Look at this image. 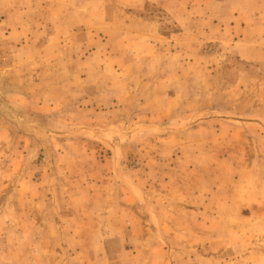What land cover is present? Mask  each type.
<instances>
[{
  "label": "rangeland",
  "instance_id": "rangeland-1",
  "mask_svg": "<svg viewBox=\"0 0 264 264\" xmlns=\"http://www.w3.org/2000/svg\"><path fill=\"white\" fill-rule=\"evenodd\" d=\"M0 264H264V0H0Z\"/></svg>",
  "mask_w": 264,
  "mask_h": 264
},
{
  "label": "crops",
  "instance_id": "crops-1",
  "mask_svg": "<svg viewBox=\"0 0 264 264\" xmlns=\"http://www.w3.org/2000/svg\"><path fill=\"white\" fill-rule=\"evenodd\" d=\"M174 18L177 19L178 17H174ZM180 20H181V19L179 18V23H180Z\"/></svg>",
  "mask_w": 264,
  "mask_h": 264
}]
</instances>
